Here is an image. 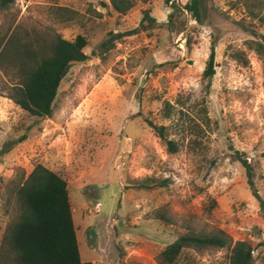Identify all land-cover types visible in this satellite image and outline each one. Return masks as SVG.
I'll use <instances>...</instances> for the list:
<instances>
[{"label": "rangeland", "instance_id": "374dc122", "mask_svg": "<svg viewBox=\"0 0 264 264\" xmlns=\"http://www.w3.org/2000/svg\"><path fill=\"white\" fill-rule=\"evenodd\" d=\"M191 1L136 0L126 14L111 0L0 7V246L18 212L19 186L42 164L67 181L85 262L158 264L159 253L193 227L251 242L254 264H264V210L234 157L238 150L250 162L264 198V60L254 48L264 44V4L253 17L251 0H202L197 21L183 9ZM56 34L84 35L88 58L71 63L53 115L35 117L10 98L19 81L14 39ZM6 46L10 54L1 53ZM146 119L166 127L178 152ZM147 177L166 178L168 187H134ZM230 252L186 250L180 263L230 264Z\"/></svg>", "mask_w": 264, "mask_h": 264}, {"label": "trees", "instance_id": "16d2710c", "mask_svg": "<svg viewBox=\"0 0 264 264\" xmlns=\"http://www.w3.org/2000/svg\"><path fill=\"white\" fill-rule=\"evenodd\" d=\"M15 0H0V7L6 8ZM136 0H111L115 11L126 14ZM264 0L248 1L247 6L253 17L257 16L256 7ZM202 0H192L183 9L193 14L197 21L202 20ZM175 10L170 13L173 20ZM144 20L154 24L156 19L145 13ZM88 45L84 35H78L73 41L60 34L35 38L31 42L14 39V71L19 81L11 88L10 98L23 110L35 117H51L54 112L62 80L67 75L73 61L88 58L84 52ZM254 48L264 60V44L256 41ZM10 54L6 46L1 53ZM245 62L247 60L236 54ZM216 42L211 47L204 77L212 79L216 74ZM147 125L167 145L170 153H176L179 146L166 135V127L145 120ZM25 139V138H22ZM235 159L246 169L248 184L254 197L264 210V198L259 194L253 180V168L250 162L238 150ZM166 178L147 177L139 180L137 189H156L168 187ZM18 212L9 225L0 246V264H93L81 259L78 237L74 224L72 205L67 181L57 172L37 165L17 190ZM168 224L174 223L165 213L160 214ZM229 249L230 264H254V246L247 240L234 241L226 231H198L193 227L181 234L157 256L158 264H181L180 258L186 250L203 252L206 250Z\"/></svg>", "mask_w": 264, "mask_h": 264}, {"label": "water", "instance_id": "95a60500", "mask_svg": "<svg viewBox=\"0 0 264 264\" xmlns=\"http://www.w3.org/2000/svg\"><path fill=\"white\" fill-rule=\"evenodd\" d=\"M73 62H81V61H73ZM90 238L92 239V241H95V233L94 231L90 233Z\"/></svg>", "mask_w": 264, "mask_h": 264}]
</instances>
